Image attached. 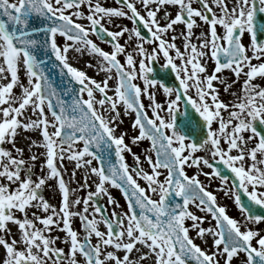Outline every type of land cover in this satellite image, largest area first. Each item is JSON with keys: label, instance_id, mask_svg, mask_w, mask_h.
I'll return each instance as SVG.
<instances>
[{"label": "snow or ice", "instance_id": "1", "mask_svg": "<svg viewBox=\"0 0 264 264\" xmlns=\"http://www.w3.org/2000/svg\"><path fill=\"white\" fill-rule=\"evenodd\" d=\"M125 18L131 28L106 26ZM41 53L55 58L66 90L55 86ZM72 54L92 57L86 66L103 79L74 66ZM161 59L158 78L153 64ZM133 114L137 134L128 143L117 129ZM143 141L142 159L132 146ZM65 161L73 165L68 178ZM78 171L84 196L72 187ZM201 175L220 181L241 219ZM46 187L59 193L58 205ZM258 209L264 0H0V264H264Z\"/></svg>", "mask_w": 264, "mask_h": 264}, {"label": "rangeland", "instance_id": "2", "mask_svg": "<svg viewBox=\"0 0 264 264\" xmlns=\"http://www.w3.org/2000/svg\"><path fill=\"white\" fill-rule=\"evenodd\" d=\"M102 2L105 3L106 5H113L114 4V0H102ZM81 22H83L85 24L88 23L86 20L85 21H81ZM128 22H129V20L126 19V18L125 19H122V20H119L118 19L116 21V24L115 25H106V26H108L111 30H119L118 25H121V24L126 25L129 28H131L132 26ZM126 35H125V38H126ZM91 38L94 41H96L105 50L111 51V47H110L109 44L102 43L100 40L97 39V37L95 35H93ZM125 38H121L120 42L122 44L125 43ZM60 39L62 40V38H60ZM244 39H245V42L247 43V39H248L247 38V35L245 36ZM177 43L179 44L180 41L178 40ZM146 47H148L150 49L152 47V45H146ZM89 60H92V63L93 64L96 63V61L92 57H90L88 55H85L83 57L77 58V56L75 54H72V58H71V62L74 64V66H76V67L80 68L81 70L87 72V74L89 76H91V77H93V78H95L97 80H102L103 79V73L97 74V70L95 68L87 67L86 66V63ZM161 60H163V59H161ZM224 75L229 76V75H231V73L228 70H225ZM258 82H260V81H258ZM112 83H113V81H109V84L110 85ZM239 86L240 85L237 84L234 87L235 88H239ZM224 98L226 100L227 99H230V97H227V96H225ZM158 99L160 101H163L164 100V97L161 95V96L158 97ZM144 102H145V104H147V99H145ZM181 110H182V107H181ZM151 115H152V113L149 111V116H151ZM133 119H134V114L132 116H124L123 117V123L120 125V128L117 129V133L118 134L120 132H122V131L128 132V137H126V142H128V143H130V137L132 135H134V134H137V130H134V129L131 128V124H132ZM25 135H30V134L29 133H25ZM148 143H149L148 141H143L139 147L132 146L133 147V151L136 152L137 154H140L141 157H142V159H143V149L148 146ZM20 144H21V146H24L25 145V141L23 140V138H21ZM27 154H28V152H27V148H26L25 149V156H27ZM125 155H126L127 162L130 165H132L133 164V157H132V155L131 154H128V153H126ZM41 159H43V158H41ZM39 163L40 162L38 161L37 162V165H36V169H35V171L37 173H39V171H40ZM93 163L95 164L97 162L94 161ZM65 166L67 168V171L64 173V175H65L66 178H68L70 176V174H71L73 165L71 163H68L67 161H65ZM144 166H145V168L148 167L147 164H145ZM187 170L189 171L190 169H187ZM81 177H82V171H78L77 172V175L72 180V187L73 188H77L78 189V185H77L76 181H80L82 183L83 181H82ZM93 179H94V177H93ZM49 183L55 185V181L54 180L53 181H49ZM89 183H91V181H89ZM140 183L141 184H144V181H140ZM110 191L112 192L113 196L120 202V205L123 207V209L126 210V202H125V200H124V198H123L120 190L119 189L112 188V189H110ZM86 192H87V189H83V190L78 189L76 194H78L80 196H84V195H86ZM219 193H220V195H223L224 194V191H221ZM44 195L46 196L47 199H49V201L51 203L57 204V205L59 204V202H60V195H59L58 192H55L51 188H47L46 187L44 189ZM100 202L103 203V204H107V198L106 197L102 198ZM112 207H113V205H107V208H108L109 213H110ZM117 210L119 211L120 209H117ZM192 210L194 212H196L197 215H204V213H200V212L196 211L195 208H193ZM231 216L234 217V218H236V219H238V220L241 219V214L237 213L236 211H232ZM188 223H191V221H188ZM75 226L77 228H80V221L78 220V218L75 220ZM204 226H208V221L207 220L205 221ZM53 235H58L62 239L64 234L62 232H55V233H53ZM191 235L195 236V232H192ZM210 242L211 241L209 240V243ZM57 243H58L59 246L65 247L64 244L60 243V241H58ZM196 243L200 244L201 247H207V245L203 244V242L200 241L199 239L196 240Z\"/></svg>", "mask_w": 264, "mask_h": 264}, {"label": "flooded vegetation", "instance_id": "3", "mask_svg": "<svg viewBox=\"0 0 264 264\" xmlns=\"http://www.w3.org/2000/svg\"><path fill=\"white\" fill-rule=\"evenodd\" d=\"M132 25V22L129 20V22ZM115 31V30H114ZM201 31V29L197 28L196 29V32L197 34H199V32ZM150 35V34H149ZM106 43V42H104ZM108 44V43H107ZM121 60L123 62V58L121 57ZM164 61L163 60H160L158 63H154L153 64V67H154V70H155V73L158 72L160 73L161 75L164 74V70L160 69V65L163 64ZM182 105V104H181ZM182 110H183V107H182ZM199 155H203L204 153H198ZM219 167L222 168V170L227 173V170L224 169V166L223 165H218ZM188 171V170H187ZM204 171H211L210 169H207L205 168ZM189 174H195L196 172V169L195 167L193 168H190V170L188 171ZM200 179L205 183V185L208 187V190L210 191H213V193L217 196V201L220 205L222 206H226L227 207V211H228V214L231 215L232 214V211H236L237 213L240 214V212L238 211L236 205L234 204V201L232 198L228 197L225 195V193L223 195H220L219 192L223 191L220 189V181L218 179L216 180H211L209 181V178H206L205 176L201 175L200 176ZM212 223L214 224L215 221H212Z\"/></svg>", "mask_w": 264, "mask_h": 264}, {"label": "water", "instance_id": "4", "mask_svg": "<svg viewBox=\"0 0 264 264\" xmlns=\"http://www.w3.org/2000/svg\"><path fill=\"white\" fill-rule=\"evenodd\" d=\"M142 33H144L146 36H149L148 33H147V30L146 29H142ZM40 58L41 59H44L45 60V63L48 67V70L50 72V75H51V78L55 84V86L58 88V89H61V90H66L68 87H69V84H68V79L67 77H61L60 74H59V69L58 68H54L52 65H53V62L55 61V58L52 57L51 60H47L43 53L40 54ZM158 78L160 76H163L164 74H160L158 72H156ZM173 76L174 74H169L168 75V79H167V82L172 85V84H177L178 82H175L174 79H173ZM73 88H78L79 85L76 84L75 82H73V84L71 85ZM67 98V97H66ZM183 102V101H182ZM193 119H196V114L193 113ZM227 174V173H225ZM246 199V197H245ZM101 203V202H100ZM259 212L261 213H264V209H258Z\"/></svg>", "mask_w": 264, "mask_h": 264}]
</instances>
